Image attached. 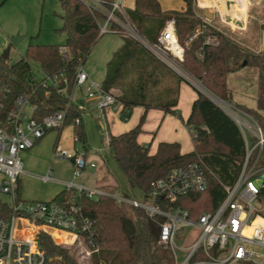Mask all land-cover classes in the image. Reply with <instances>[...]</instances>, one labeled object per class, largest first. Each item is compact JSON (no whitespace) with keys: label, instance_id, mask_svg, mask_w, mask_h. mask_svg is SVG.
<instances>
[{"label":"trees","instance_id":"trees-1","mask_svg":"<svg viewBox=\"0 0 264 264\" xmlns=\"http://www.w3.org/2000/svg\"><path fill=\"white\" fill-rule=\"evenodd\" d=\"M185 2L184 11L164 12L159 0H135L134 8L126 9V14L138 32L151 42L157 41L169 19H175L176 35L184 47V57L179 61L183 71L218 98L249 113L264 131V48L254 52L222 30L203 23L196 18L192 0ZM60 3L64 9L62 30L67 34L64 45H29L26 55L16 62L9 61V56H0L2 125L8 124L9 114L21 93L35 106L33 117L38 120L66 108L65 96L53 88L37 85L32 79V62L50 74L64 71L71 84L77 67L86 61L102 36L98 24L100 14L92 12L81 0H60ZM197 28L202 32L191 39ZM122 35L123 43L108 62L101 87L106 92L119 88L122 93L116 99L123 102L128 114L135 105H144L146 109L154 107L147 103V95L158 80V61L138 41ZM209 37L215 40L209 42ZM247 66L256 70L255 108L234 102L227 83L229 73ZM176 103L174 99L155 107L176 112L172 110ZM82 111L71 105L65 123L73 124L80 141L85 140L83 127L74 121L82 116ZM145 117L143 114L139 124L129 131L111 136L109 148L122 173L147 196L154 180L166 176L174 168L201 159L207 166L208 187L181 198L178 205L188 210L192 218L205 211H214L225 197V185L236 181L245 157V139L236 121L206 94L199 92L187 120L193 129L194 150L183 154L179 143L161 142L157 151L150 154L149 148L138 142ZM259 165H264V150ZM53 200L69 202L70 194L64 190ZM260 200H264V187ZM79 204L95 226L97 250L91 256V264H175L171 250L157 241L156 229L162 218L153 220L144 210L119 204L109 195L91 198L82 194ZM8 211L0 202V214L6 215ZM57 236L64 237L63 234ZM38 242L53 259V264H80L72 249L56 243L48 232L41 231Z\"/></svg>","mask_w":264,"mask_h":264},{"label":"built area","instance_id":"built-area-1","mask_svg":"<svg viewBox=\"0 0 264 264\" xmlns=\"http://www.w3.org/2000/svg\"><path fill=\"white\" fill-rule=\"evenodd\" d=\"M81 1L92 12L101 15L98 21L100 35L118 32L129 36L175 70L183 71L179 61L184 57V47L176 35L175 19H169L157 41L151 42L128 18L123 0ZM201 32L199 29L191 39ZM214 40L208 38L209 42ZM31 68L35 83L55 89L67 98V105L38 120L33 117L35 106L29 103L26 94L21 93L9 114L8 124H0V194L6 196V199L0 198V202L9 210L6 215L0 214V264H53V259L39 245L41 231L50 235L65 234L73 241L77 240L86 255L96 251L94 223L79 204L82 194L91 198L109 195L119 204L144 210L153 220L162 218L157 226V241L171 250L175 264H264V216L259 206L264 187V165H259L264 150V131L249 113L227 102L221 104L243 133L245 157L236 181L225 185V197L214 211H205L192 218L188 210L178 205L181 198L207 189V166L201 159L174 168L166 176L154 180L148 195L139 200L127 194L76 183L74 179L85 169L95 168L96 162L84 152L65 150L59 143L54 148L53 158L74 160V179L64 181L70 201L21 199L18 191L24 173L21 153L31 149L47 131L62 129L71 105L83 110L77 104V98L90 79L82 65L77 67L71 84L64 71L50 74L39 66L40 75H36L33 65ZM88 96H95L96 118L101 119L99 122L109 146L111 135L105 109L117 102L116 96L104 91L98 83H92L85 90V97ZM26 104L32 109L30 115L23 110ZM74 124H81V117H77ZM73 140L80 141L76 133ZM40 179L57 181L52 169ZM187 227L193 229L190 237L183 233Z\"/></svg>","mask_w":264,"mask_h":264},{"label":"rangeland","instance_id":"rangeland-1","mask_svg":"<svg viewBox=\"0 0 264 264\" xmlns=\"http://www.w3.org/2000/svg\"><path fill=\"white\" fill-rule=\"evenodd\" d=\"M170 1L174 4L175 1H177V3L183 2V0ZM192 3L194 8L208 9L211 12L212 10L218 12V8H220L223 11L224 16L227 17L228 22H233L235 25L232 26L229 23H224L220 17L217 16L213 21V26L227 33L235 40L238 39V42L247 45L254 52L262 50L264 0H236V2L233 3L231 0H192ZM233 14L236 16L234 20L232 19ZM63 15L64 9L60 0H0V56L7 48H9V61L16 62L22 56L26 55L29 45H64L66 43L67 34L62 30L64 24ZM196 18L200 19L203 23L205 22V24H208V19H205L202 15L199 16L198 13ZM199 29L200 28H197L195 33L198 32ZM17 35L24 36V38H22L17 44L12 43L11 39ZM120 44L121 35L119 33L109 32L103 34L98 39L90 53L87 55L86 61L82 64L86 72L90 74L89 81L83 86L84 90H86L92 83H98L99 85L102 84L106 63L113 51L119 48ZM32 65L34 73L40 75V72L37 70L39 68L38 64L32 62ZM176 71L185 76V78L193 81L197 87L204 90L199 81L193 79L182 70ZM239 74H241L239 77H233L232 79L229 77L228 81L231 90L234 91V95L241 94L243 88L245 90L247 87L248 91H254L255 96L256 70L253 67L248 66L245 71ZM78 105L85 108V111H82L81 125L84 127L86 140L90 137L91 141L100 142L97 146L91 144L88 157L106 154L107 159L109 160L106 167L109 169L113 179L118 185L114 191H118L117 193L119 194L125 193L139 200H143V193L129 181L118 167V164L113 158L112 151L107 145L105 137H99L96 125L101 119L98 121L95 117V115H98V112L94 110L92 113H88L87 111L92 105H88L85 101L80 99L78 100ZM23 110L27 115L32 113L31 107L27 104L24 106ZM101 132H104L102 126ZM73 137V124L65 125L61 136L62 147L65 150L74 151V145L79 144L78 146L83 150L84 147L82 142H74ZM52 138L53 137L49 136L42 147L43 154L50 153L51 157L49 160H51L54 151V138ZM249 139L252 142V137H250V135ZM81 152H84V150ZM40 161L39 158H35L31 161L22 160L25 171L37 175V178L31 177L30 174L23 175L22 193L25 198L42 199L43 197L50 195L57 186L54 183H44L38 179V176H42L46 172H39L37 170L40 167ZM56 166L63 174H69L65 160H60L58 162L55 161L54 168H56ZM88 184L92 185L93 182L90 181ZM0 198L6 199V196L0 194ZM259 206L264 216V200H260ZM183 233L190 237L193 234V229L187 227L183 229ZM57 234L59 233L51 234L56 243L65 247H70L80 264H91V256L93 252L86 255L83 246H80L77 240L73 241L71 237L65 234H63L64 237L59 238Z\"/></svg>","mask_w":264,"mask_h":264},{"label":"crops","instance_id":"crops-1","mask_svg":"<svg viewBox=\"0 0 264 264\" xmlns=\"http://www.w3.org/2000/svg\"><path fill=\"white\" fill-rule=\"evenodd\" d=\"M231 1L232 3L236 2V0H231ZM159 2L164 12L170 11V10L184 11L186 8L185 0H183V2H178V3L177 1H175V4L177 5H175L174 3H171L170 0H159ZM123 3H124L125 10L133 9L135 6V0H123ZM196 8L197 7H195V10ZM218 12H215L214 10H212L213 17L210 19L204 16L203 14H200L198 12L197 13L199 16L202 15L204 16L205 19H208L207 23L212 26L214 25L213 21L217 18V16H219L220 19L224 23H227V24L229 23L232 26L235 25L233 24V22H228L227 17L224 16L223 11L220 8H218ZM235 18L236 16L233 14L232 19L234 20ZM113 33H118V32H113ZM119 34L121 35V44L119 46L120 48L123 43V35L121 33ZM244 46L248 47L245 44ZM117 50L113 51V53L109 57V60L106 63L104 78L106 75L107 64L112 58L113 54ZM150 53L158 61L157 62L158 63V75H157L158 80H157L155 87H150L148 95H147V103L153 104L152 106L154 107H150L149 109H146L144 105H141V104L135 105L134 107H132L130 112L127 114L123 102L117 100V102L114 105L107 107L105 109V118H106V122L108 125V131L111 136L113 135L118 136L124 132H127L130 129L134 128L137 124H139L141 116L143 114H146L145 120L142 124V131L138 135V142L142 145L147 146L149 148L150 154H154L157 151L158 146L161 142H177L180 144L181 153L183 154L189 153L194 150L195 144L193 140V129L187 124V120L191 114L193 103L197 99L198 93L201 92L200 88L197 87L193 81H190L189 79L185 78L183 75L179 74L174 68L166 64L164 61H162L152 52ZM247 67H243L242 69L236 72L229 73L227 77V83L229 81V77H231L232 79L233 77L241 76V74L239 73L245 71ZM88 75L90 78L89 73ZM180 77L182 78V80H180ZM228 87L230 88L229 83H228ZM114 91H117V92H114ZM231 91H232L234 102L245 105L250 108H255L256 92L254 96V91H251V92L248 91L247 87L245 88V90L243 88V90L241 91V94L238 92L239 94L234 95L233 93L234 91L233 90ZM110 92L114 94L115 96H118L122 93V91L119 88H113L111 89ZM79 99L82 101H85V103L88 105H92L88 109L87 111L88 113H92L94 110H96L95 96L85 97V90L82 89L78 95L77 104H78ZM174 99L177 100V103L175 106L172 107V110H175L176 112H167L163 110L161 107H155V105L157 104H167L173 101ZM83 110L85 111L84 107H83ZM96 126H97L99 137L102 138V136L104 135L101 132L100 122H97ZM62 130L47 131L46 134L40 140H38L31 149H28L21 153L22 160L24 159L26 161H31V160H34L35 158L36 159L39 158V160H41L40 167L37 169L39 172H44V171L47 172L48 169H52L55 173L57 181L44 182L40 179V176H38V179H40L44 183H54L55 185H57L56 188L54 189V191L50 193V195H47L46 197H43L42 199L25 198L22 193V178H23V175L30 174V173L25 171L24 165H23L24 173L22 174L19 180V184H18V191H19V195L21 199L23 200H42V201L53 200L60 192L65 190L64 181L74 179L73 178L74 162H71V160L69 159L53 158V156L51 160H49L51 157L50 153H44V154L42 153V147L45 141L47 140V138H49V136L54 138V139L52 138L54 140L53 148H55L56 144L58 143L61 144ZM83 131H84V127H83ZM84 137H85V131H84ZM80 142H82V145L84 147L83 150L87 157H88V153L90 152L91 144L93 146H97V144L100 143L98 141H91L90 137L87 138V140L85 138L84 141H80ZM78 145L79 144H75L73 147L74 148L73 150L76 152L83 151ZM88 158L96 162V167L93 169H89V168L85 169L81 173L80 176L74 179V181L76 183L83 184L84 186L88 188L100 189L106 192H118V191H114L115 188L118 187V185L113 179L112 174L110 173L109 169L106 167V164L109 163V160L107 159L106 154H100L98 156H91ZM60 160L66 161L69 174L65 175L62 172H60L57 166L56 168H54L55 161L58 162ZM30 175L31 177L37 178L36 174L32 173ZM90 181L93 182L92 185L88 184Z\"/></svg>","mask_w":264,"mask_h":264},{"label":"water","instance_id":"water-1","mask_svg":"<svg viewBox=\"0 0 264 264\" xmlns=\"http://www.w3.org/2000/svg\"><path fill=\"white\" fill-rule=\"evenodd\" d=\"M197 12L200 14H203L204 16H206L207 18H212L213 14L211 11H209L208 9H201V8H196ZM22 38H24V36H14L11 39L12 43L17 44ZM264 48V30H263V34H262V49ZM9 55V48H7L4 52H3V56L6 58ZM244 65H246V62H244ZM182 75V74H181ZM185 77V76H184ZM191 77V76H190ZM190 80V79H189ZM191 81V80H190ZM200 83V82H199ZM200 85L204 88L201 89L200 91L204 94H206L209 98H211L219 107H221L224 111H226V109L222 106L221 103H226L224 100L218 98L217 96H215L213 93H211L207 88H205L201 83ZM209 93V94H208ZM212 95V96H211ZM227 112V111H226ZM228 113V112H227ZM71 162H74V160H71ZM158 233V229H156V234Z\"/></svg>","mask_w":264,"mask_h":264}]
</instances>
